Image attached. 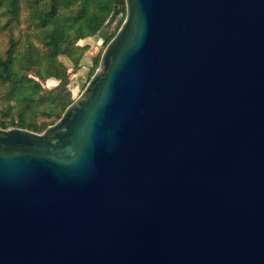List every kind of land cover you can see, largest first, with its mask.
Instances as JSON below:
<instances>
[{
  "label": "water",
  "instance_id": "95a60500",
  "mask_svg": "<svg viewBox=\"0 0 264 264\" xmlns=\"http://www.w3.org/2000/svg\"><path fill=\"white\" fill-rule=\"evenodd\" d=\"M92 39L56 123L0 129V264H264V0H114Z\"/></svg>",
  "mask_w": 264,
  "mask_h": 264
},
{
  "label": "trees",
  "instance_id": "16d2710c",
  "mask_svg": "<svg viewBox=\"0 0 264 264\" xmlns=\"http://www.w3.org/2000/svg\"><path fill=\"white\" fill-rule=\"evenodd\" d=\"M20 1L0 0V11L5 10L15 19ZM25 1L37 42L27 39L26 45L21 46L18 40L11 38L5 57L0 53V88L5 91L7 103L0 115V129L21 128L43 133L54 123L37 126L26 120L27 115L45 100L65 103L64 111L74 102L70 91L71 74L80 70L89 50L88 45L82 46L79 42L94 37L101 30L113 11L114 0ZM123 21L124 18L112 37ZM7 29H12L11 22L0 24V32ZM61 57L67 58L72 66H67ZM100 58L95 59L89 81L99 67ZM33 69H36L34 74ZM49 79L56 80L58 85L46 95L43 83Z\"/></svg>",
  "mask_w": 264,
  "mask_h": 264
},
{
  "label": "rangeland",
  "instance_id": "374dc122",
  "mask_svg": "<svg viewBox=\"0 0 264 264\" xmlns=\"http://www.w3.org/2000/svg\"><path fill=\"white\" fill-rule=\"evenodd\" d=\"M18 16L13 19L5 10L0 11V24L3 25L6 22H11L12 29H7L0 32V53L5 57V53L10 46V39L13 38L18 40L21 46L26 45L27 39L30 41H36L35 29L31 24L30 20V9L25 0H21L18 3ZM121 18H118L116 24L113 26L112 34L115 28L119 24ZM40 45V44H38ZM79 45H88L89 50L86 52L82 62L80 70L71 74V84L70 91L72 93L73 99H77L85 86L89 81V77L92 74L93 68L95 67V59L99 56L101 57L105 45L102 47L97 46L92 38L83 40L79 42ZM61 60L69 67L72 66L71 62L67 58L61 57ZM36 69H33V74ZM58 82L53 79H49L43 83V94H48L50 90L55 88ZM5 91L0 88V115L6 108V101L4 100ZM65 103H57L53 101L45 100L41 104L34 107V111L27 115L26 120L28 122H34L37 126L43 123H55L63 115Z\"/></svg>",
  "mask_w": 264,
  "mask_h": 264
},
{
  "label": "bare ground",
  "instance_id": "6f19581e",
  "mask_svg": "<svg viewBox=\"0 0 264 264\" xmlns=\"http://www.w3.org/2000/svg\"><path fill=\"white\" fill-rule=\"evenodd\" d=\"M96 42H98V44H100L101 39H96ZM98 44H96V45H98Z\"/></svg>",
  "mask_w": 264,
  "mask_h": 264
}]
</instances>
